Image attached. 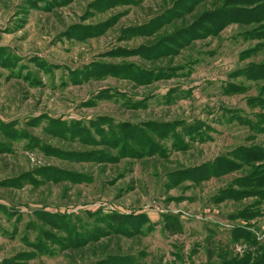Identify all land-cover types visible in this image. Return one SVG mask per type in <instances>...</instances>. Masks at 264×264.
Returning <instances> with one entry per match:
<instances>
[{
  "label": "rangeland",
  "instance_id": "1",
  "mask_svg": "<svg viewBox=\"0 0 264 264\" xmlns=\"http://www.w3.org/2000/svg\"><path fill=\"white\" fill-rule=\"evenodd\" d=\"M0 264H264V0H0Z\"/></svg>",
  "mask_w": 264,
  "mask_h": 264
},
{
  "label": "trees",
  "instance_id": "2",
  "mask_svg": "<svg viewBox=\"0 0 264 264\" xmlns=\"http://www.w3.org/2000/svg\"><path fill=\"white\" fill-rule=\"evenodd\" d=\"M187 128V127H186Z\"/></svg>",
  "mask_w": 264,
  "mask_h": 264
}]
</instances>
